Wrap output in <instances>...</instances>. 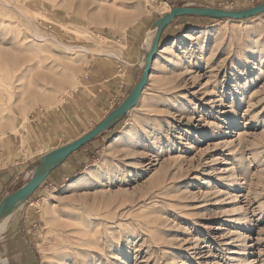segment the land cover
<instances>
[{
	"label": "rangeland",
	"instance_id": "rangeland-1",
	"mask_svg": "<svg viewBox=\"0 0 264 264\" xmlns=\"http://www.w3.org/2000/svg\"><path fill=\"white\" fill-rule=\"evenodd\" d=\"M170 10L165 0H0L1 156H30L34 117L68 102L81 110L99 63L139 68L112 98L121 105ZM190 20L161 42L126 119L21 209L42 264H264V14ZM106 115H84L77 134Z\"/></svg>",
	"mask_w": 264,
	"mask_h": 264
},
{
	"label": "crops",
	"instance_id": "crops-1",
	"mask_svg": "<svg viewBox=\"0 0 264 264\" xmlns=\"http://www.w3.org/2000/svg\"><path fill=\"white\" fill-rule=\"evenodd\" d=\"M259 2H264V0H165V3L170 7V9L174 7H224L225 9L237 8L244 10L245 8L247 9L253 7L254 3H258V5L261 4ZM190 19H194V17H181L176 19L164 31L162 41L167 38L173 29H178L182 26V23L185 24L191 21ZM133 48V51L130 53L132 57L140 53L138 45L136 47V44H133ZM119 70L120 74H117L118 70L113 66L110 67L105 64L104 67L101 63L95 66L93 74L90 78V86L94 93V97H84V100L80 102L81 104H84L81 110H76V103L73 102V104L68 102V104H66L67 106L61 109L60 114H58L57 117L52 115H50L51 117L45 115L34 117V119L30 121L31 124L29 125V134L31 138V143L28 145V152L30 154L29 157L21 155V153L19 154V151L15 149V152L16 150L18 152L14 154V158L11 162V159H9L8 156L6 160L3 156H1L2 153H0V206L8 196L18 191L31 180L34 172L40 164V161L46 154L75 142L94 129L113 111L112 107L116 103L112 100L113 96H115V98L118 97L122 90L127 91L128 88H130V86L138 80L136 79L139 71L138 67L128 68L123 65L119 66ZM111 101H113L112 106H110ZM103 112L107 115L99 120L96 123V126L94 125L87 131H81L79 135L77 134V128L82 129L89 126V124L85 123L84 115L94 114L96 117ZM60 122H62L63 125H61ZM119 124L102 133L86 146L70 155L65 162L49 174L48 178L30 197V199L13 213L11 218L6 223L4 230L0 234V241L2 240L0 242V258L5 260L3 262L7 264H42L39 251L34 244H32V224L25 221V214L22 213V216H19L21 209L26 206L33 207L36 204L34 201L35 197L41 194V189L44 185L48 184L49 181H60L69 177L76 169H78L79 165L86 162L89 151H91L97 140L105 133L113 131ZM67 130H69L68 134L75 136L73 139L65 144L57 145L56 147L51 148L50 151L43 152L42 149L44 146L52 144L55 139L59 138V135L65 134ZM11 156L13 157V155ZM36 159H39L40 161L37 167H34Z\"/></svg>",
	"mask_w": 264,
	"mask_h": 264
},
{
	"label": "water",
	"instance_id": "water-1",
	"mask_svg": "<svg viewBox=\"0 0 264 264\" xmlns=\"http://www.w3.org/2000/svg\"><path fill=\"white\" fill-rule=\"evenodd\" d=\"M264 14V2L251 8L244 10L230 11L220 8H197V7H174L170 12L161 17L156 25V35L152 46L146 56L145 66L142 76L138 84L115 110H113L103 121H101L90 132L61 148H58L46 154L36 171L34 172L31 180L25 184L18 191L8 196L0 206V222L3 219L11 216L18 208L26 203L30 197L40 188L44 181L48 178L49 174L65 162L70 155L77 152L93 139L102 133L110 130L115 125L124 121L129 113L139 104L143 96L144 90L149 84L152 74L153 65L162 48V36L164 31L178 18L181 17H200L209 18L214 20H248ZM0 264H7L0 260Z\"/></svg>",
	"mask_w": 264,
	"mask_h": 264
},
{
	"label": "bare ground",
	"instance_id": "bare-ground-1",
	"mask_svg": "<svg viewBox=\"0 0 264 264\" xmlns=\"http://www.w3.org/2000/svg\"><path fill=\"white\" fill-rule=\"evenodd\" d=\"M169 12H170V11H169ZM169 12H168V13H169ZM168 13H165V14H163L162 16H164V15H166V14H168ZM150 37H151V36H150ZM150 40H151V39H150ZM150 40H149V41H150ZM151 46H152V45L149 44L148 47L151 48ZM142 65H143V64H142ZM12 215H13V214H12ZM12 215H11V216H12ZM11 216L7 217L6 219H3V220L0 222V234H1L2 231L4 230V228H5V226H6V223H7L8 220L11 218ZM1 236H2V235H1ZM1 241H2V240H1ZM1 241H0V242H1ZM0 259H1V258H0ZM1 261H5V260H2V259H1Z\"/></svg>",
	"mask_w": 264,
	"mask_h": 264
}]
</instances>
